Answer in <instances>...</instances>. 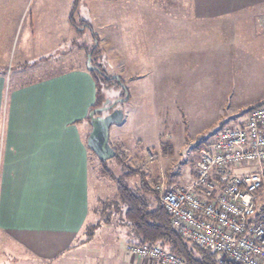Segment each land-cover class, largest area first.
Listing matches in <instances>:
<instances>
[{
  "label": "crops",
  "instance_id": "0c3cea01",
  "mask_svg": "<svg viewBox=\"0 0 264 264\" xmlns=\"http://www.w3.org/2000/svg\"><path fill=\"white\" fill-rule=\"evenodd\" d=\"M28 1L0 0V264H159L128 252L127 245L136 244L137 238L124 219L121 203L126 235L116 244L98 233L101 227L93 222L88 174L95 154L86 139L95 87L86 65L12 87L8 83L5 66ZM165 3L160 15L166 33L164 58L179 70L187 63H199L198 59L200 63L213 59L219 43L235 49L232 57L244 63L264 65V0ZM71 10L72 0H38L29 14L28 42L40 41L41 46H35L39 50L61 46L66 50L77 33L70 22ZM31 47L26 44L18 53L19 67L50 62L51 58L22 62L24 51ZM108 65L115 73L109 57ZM199 79L203 77L192 80ZM164 82L173 98L187 88L181 72L169 74ZM109 141L127 158L122 143L116 147ZM193 176L192 166L182 185Z\"/></svg>",
  "mask_w": 264,
  "mask_h": 264
},
{
  "label": "rangeland",
  "instance_id": "374dc122",
  "mask_svg": "<svg viewBox=\"0 0 264 264\" xmlns=\"http://www.w3.org/2000/svg\"><path fill=\"white\" fill-rule=\"evenodd\" d=\"M37 2L28 1L5 63L11 87L80 63L86 65L85 50L96 44L91 30L81 26L82 23H88L98 39L97 61L105 53L114 74L121 77L126 87L128 99L119 105L123 119L110 126L109 139L116 147L119 143L125 146L129 166L122 170L115 159L101 163L91 154L88 174L93 222L97 221L101 227L98 233L109 236L116 244L126 235V226L120 219L114 182L100 170L105 168L118 177L132 168L136 170L134 173H143L152 188L161 175L171 176L173 183L182 184L189 179L197 159L196 143L221 126L243 121L249 107L264 101V65L244 63V59L232 57L235 49L219 43L213 59H203L202 63L198 59L199 63H187L179 70L177 64L164 58L166 33L160 15L165 0H79L74 22L82 30L76 33L75 40L66 50L60 49L62 46L59 50L35 49L41 42L31 39L28 42L29 33L25 32L29 14ZM26 44L33 47L24 51L22 62L39 63L42 58H51L50 62L19 67L17 55ZM62 52H67L64 57ZM179 72L185 74L187 88L181 97L173 98L164 80ZM197 76L203 80L194 83L192 79ZM163 146L167 148L165 154ZM137 183L138 175L129 179L130 185ZM261 189L264 199V187Z\"/></svg>",
  "mask_w": 264,
  "mask_h": 264
},
{
  "label": "built area",
  "instance_id": "2783aa9c",
  "mask_svg": "<svg viewBox=\"0 0 264 264\" xmlns=\"http://www.w3.org/2000/svg\"><path fill=\"white\" fill-rule=\"evenodd\" d=\"M201 142L188 184L162 175L154 184L159 205L181 237L216 253L217 264H264V101L242 124L221 126ZM127 250L159 264H186L158 245Z\"/></svg>",
  "mask_w": 264,
  "mask_h": 264
},
{
  "label": "trees",
  "instance_id": "16d2710c",
  "mask_svg": "<svg viewBox=\"0 0 264 264\" xmlns=\"http://www.w3.org/2000/svg\"><path fill=\"white\" fill-rule=\"evenodd\" d=\"M78 3L79 0H72L70 22L79 34L82 28L76 26L74 22L75 8ZM83 25L91 30L93 40L98 41L96 34L93 33L91 29V26L88 23H82L81 26ZM97 47L98 44L95 46L92 45L89 49L85 46V52L87 55V53L92 50L90 58L91 65H97L100 70L103 71V67L108 66V57L105 53L101 54L100 61H97L96 56L99 55L97 53L99 50ZM24 66H28V64L25 63ZM88 71L92 77L95 87L94 103L91 106V109L101 104L106 97L111 98L113 96H124V90L118 84L116 87H113L111 81L106 80L100 73L95 70ZM121 81L123 82L122 79ZM259 104L260 103L254 106ZM201 146V141L196 143L195 149L197 150V153ZM162 149L165 154L164 151H166L167 148L163 146ZM113 159L117 161L122 170H124V167L129 166L126 163V155L120 148H116V154ZM100 162L104 163L105 161ZM134 172H136V170L131 168L130 170L123 171L120 176L116 177L112 174V172L105 168L100 170L101 174L108 176L115 183L116 196L119 203L123 206L124 219L129 224L131 230L137 238L136 244L158 245L161 248L181 257L186 264H217V257L214 251L201 247L194 241L181 237L175 231L169 223V216L167 212L158 204L154 189L149 186L144 174L141 173L139 175ZM135 175L139 176V183L132 186L129 184L128 180ZM170 181L172 182V180ZM223 264L233 263L226 262Z\"/></svg>",
  "mask_w": 264,
  "mask_h": 264
},
{
  "label": "water",
  "instance_id": "95a60500",
  "mask_svg": "<svg viewBox=\"0 0 264 264\" xmlns=\"http://www.w3.org/2000/svg\"><path fill=\"white\" fill-rule=\"evenodd\" d=\"M95 44H97L96 40ZM91 52L92 50H90L86 55V68L88 70H96L97 68L92 66L90 62ZM111 78L115 79L122 87L124 90V97L116 98L109 106L101 105L98 107H93L88 113L90 130L86 139V145L100 161H106L110 158H113L116 154L115 149L112 147L109 141V128L112 124H118L122 121L123 112L119 105L122 101H126L128 99L126 88L124 83L121 82L119 76L113 74L111 75ZM108 101L109 99H105V103H108ZM116 103H119V105H117L116 108H112L114 105H116ZM110 108L112 109L105 115H96V113L108 110Z\"/></svg>",
  "mask_w": 264,
  "mask_h": 264
},
{
  "label": "flooded vegetation",
  "instance_id": "af4514ba",
  "mask_svg": "<svg viewBox=\"0 0 264 264\" xmlns=\"http://www.w3.org/2000/svg\"><path fill=\"white\" fill-rule=\"evenodd\" d=\"M109 66V65H108ZM108 66H105V67H103L104 68V70L102 71V70H100V68L97 66V65H95V67L97 68L95 71L96 72H98V73H100L101 74V76L102 77H104L106 80H108V81H111V83H112V86L113 87H116V85L118 84V82L115 80V79H113V78H111V75H113L114 73H112V71L110 70V67H108ZM121 80V79H120ZM122 82V81H121ZM119 85V84H118ZM120 86V85H119ZM121 87V86H120ZM122 88V87H121ZM118 97H124V96H122V95H120V96H113V97H111V98H105V99H109V101H108V103H105V99L101 102V104H99L98 106H101V105H106V106H109L110 104H111V102L112 101H114L116 98H118ZM119 103H116V105H114L112 108H116L117 107V105H118ZM98 106H96V107H98ZM112 108H110V109H108V110H105V111H101V112H98V113H96V115H105L106 113H108ZM113 147V146H112ZM114 149H115V151H116V148L115 147H113Z\"/></svg>",
  "mask_w": 264,
  "mask_h": 264
}]
</instances>
